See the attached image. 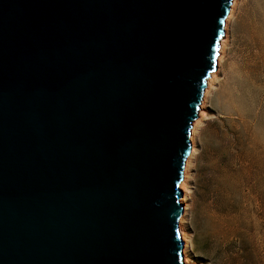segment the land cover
Here are the masks:
<instances>
[{
	"label": "water",
	"instance_id": "1",
	"mask_svg": "<svg viewBox=\"0 0 264 264\" xmlns=\"http://www.w3.org/2000/svg\"><path fill=\"white\" fill-rule=\"evenodd\" d=\"M235 0H0V264H200L192 133Z\"/></svg>",
	"mask_w": 264,
	"mask_h": 264
},
{
	"label": "rangeland",
	"instance_id": "2",
	"mask_svg": "<svg viewBox=\"0 0 264 264\" xmlns=\"http://www.w3.org/2000/svg\"><path fill=\"white\" fill-rule=\"evenodd\" d=\"M188 180L187 255L264 264V0H237Z\"/></svg>",
	"mask_w": 264,
	"mask_h": 264
},
{
	"label": "bare ground",
	"instance_id": "3",
	"mask_svg": "<svg viewBox=\"0 0 264 264\" xmlns=\"http://www.w3.org/2000/svg\"><path fill=\"white\" fill-rule=\"evenodd\" d=\"M236 2L237 0H235V2L233 3V6H232V9H231V13L230 15H228L227 19H226V25H225V43L227 41V30H228V23L230 21V19L232 18V13H233V10H234V7L236 5ZM224 51H225V44L223 46V51H222V54L221 56L219 57L218 59V63H217V77H218V71L220 69V65H221V62H222V58H223V54H224ZM217 77L213 78V81H212V84L209 85L208 89L206 90V93H205V96H204V104H203V110H204V113H202L200 115V119L196 122L195 126H194V130H193V133H192V143H193V148L191 149L190 151V155H189V161H188V168H187V175H186V178H185V182H184V186L182 187V202H184V211H183V214H182V226L183 228L186 230L187 232V235L184 237L183 241H184V249H185V252L187 254V252L189 251V247H190V237H189V234H188V231L185 227V223H186V211L189 207V190H188V180H189V177H190V170L192 168V165H193V156L195 154V145H196V134H197V128L202 120V118L205 116L206 112H205V102H206V98L208 96V93L210 92V90L213 88V84L214 82L216 81ZM190 258V257H189ZM191 259V258H190ZM192 260V259H191ZM193 261V260H192Z\"/></svg>",
	"mask_w": 264,
	"mask_h": 264
}]
</instances>
